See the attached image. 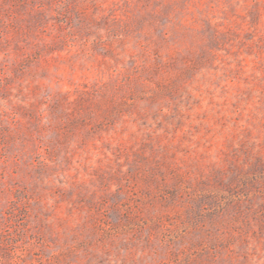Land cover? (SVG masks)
<instances>
[{
	"label": "rangeland",
	"instance_id": "1",
	"mask_svg": "<svg viewBox=\"0 0 264 264\" xmlns=\"http://www.w3.org/2000/svg\"><path fill=\"white\" fill-rule=\"evenodd\" d=\"M0 264H264V0H0Z\"/></svg>",
	"mask_w": 264,
	"mask_h": 264
}]
</instances>
